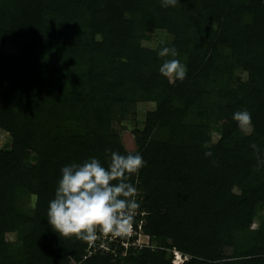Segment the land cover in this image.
I'll use <instances>...</instances> for the list:
<instances>
[{"label":"trees","instance_id":"obj_1","mask_svg":"<svg viewBox=\"0 0 264 264\" xmlns=\"http://www.w3.org/2000/svg\"><path fill=\"white\" fill-rule=\"evenodd\" d=\"M153 28L172 42L143 46ZM164 46L183 80L160 74L173 58L158 56ZM139 102L155 108L130 151L115 121ZM245 109L249 133L232 119ZM0 130L12 138L0 149V264H173V249L189 256L182 264H264V215L253 227L264 205V0H0ZM112 151L143 155L129 177L132 225L154 247L137 235L61 237L48 223L61 168L93 156L107 167ZM32 194L27 213L20 197Z\"/></svg>","mask_w":264,"mask_h":264},{"label":"clouds","instance_id":"obj_2","mask_svg":"<svg viewBox=\"0 0 264 264\" xmlns=\"http://www.w3.org/2000/svg\"><path fill=\"white\" fill-rule=\"evenodd\" d=\"M176 2L161 0V5L175 6ZM169 55L173 58L164 59L160 74L170 82L174 78L183 80L187 68L175 58L178 55L175 47L164 46L158 51L161 58ZM232 119L241 129L248 128L252 122L251 113L246 109L234 112ZM144 164L139 152L125 155L112 151L107 167L94 156L81 163L64 165L54 198L49 201L48 223L61 237L75 235L88 242L97 238V231L112 236L130 234L134 213L140 205L136 199L137 188L129 177L137 174Z\"/></svg>","mask_w":264,"mask_h":264},{"label":"rangeland","instance_id":"obj_3","mask_svg":"<svg viewBox=\"0 0 264 264\" xmlns=\"http://www.w3.org/2000/svg\"><path fill=\"white\" fill-rule=\"evenodd\" d=\"M150 38H146L141 40V43L143 46H146L148 48H156L160 43H171L174 35L163 28H153L151 31H149ZM6 51L7 52H19L20 47H18L15 44H7L6 45ZM239 76H242L243 78L247 77V72L243 71H237ZM155 108L154 102H139L136 108L135 112H131L125 119L122 121H115V128L120 132L122 136V140L127 147L128 150L134 151L137 148L136 145V139H135V130L137 128H142L144 126V122L146 119V113L150 109ZM252 126L250 125L248 128L244 129L247 133L251 131ZM12 142V138L9 135V133L0 130V149L6 148L10 145ZM21 201H25V203L21 204L24 206V210L27 213H31L36 202V195H22L20 197ZM264 215V205H260L258 207V214L255 218V222L253 223V227H256L259 219L261 216ZM100 233V232H99ZM98 233V234H99ZM111 234H103L99 235L102 239H106ZM6 239L9 243H11L13 250H18L21 248V241L18 239L16 232H7L6 233ZM138 244L140 245H150L151 247H154L152 240L150 237L143 232H140V234L137 235V238L135 239ZM227 253L230 254L233 252L232 247H227L226 249ZM127 254L122 253V256L125 257ZM188 255L182 254L177 249H173V264H182L186 259H188ZM123 260H126L124 258Z\"/></svg>","mask_w":264,"mask_h":264},{"label":"built area","instance_id":"obj_4","mask_svg":"<svg viewBox=\"0 0 264 264\" xmlns=\"http://www.w3.org/2000/svg\"><path fill=\"white\" fill-rule=\"evenodd\" d=\"M138 234H140V232H139V231H136V230H135V228H134V227H133V225H132V231H131V233H130V234H128V235H124V236H126V237H127V239H129L130 237H132V236H134V235H138ZM117 237H118V236H112V235H111V237H110V238H111V239H112V238H114V239H115V238H117ZM136 244H138V242H137V241H136Z\"/></svg>","mask_w":264,"mask_h":264}]
</instances>
